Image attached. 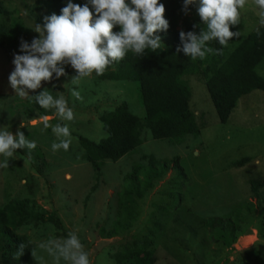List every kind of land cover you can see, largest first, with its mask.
<instances>
[{
    "label": "rangeland",
    "instance_id": "obj_1",
    "mask_svg": "<svg viewBox=\"0 0 264 264\" xmlns=\"http://www.w3.org/2000/svg\"><path fill=\"white\" fill-rule=\"evenodd\" d=\"M42 12L37 0H0V23H17L28 38L38 36L32 27L40 24L35 15ZM240 12V23L230 25V31H239L240 36L229 39L226 53L259 25L253 0H247ZM14 53L20 54L0 46V128L7 126L13 134L19 129L37 147L31 151L30 160L27 149H17L9 167L0 168V206L13 198H28L43 214V220L28 221L14 230L29 244V259L24 264H53L52 257L38 245L50 238L66 237L69 232L77 233L92 264H118L114 255L138 241H147L146 247H153L152 264H264V185L260 187V198L251 194L249 186L251 179L264 182V91L253 89L240 96L221 123L202 74L188 75V106L198 131L153 137L143 126L139 144L128 153L115 161L94 159L98 163L96 173L79 136L94 141L104 137L98 117L121 102L142 117L135 84L99 79L93 73L77 87L69 81L75 70L65 66L67 76L42 81L40 89L29 90V95L45 88L53 96L63 94L75 119L61 121L54 109H43L17 96L10 87ZM255 71L264 78V60ZM74 87L82 100L70 94L69 89ZM42 116L51 117V125L67 124L72 136L67 151L53 153L55 136L51 127L44 128ZM22 123L25 127L21 128ZM148 155L155 159L177 156L182 176L176 177L175 169H169L141 197L132 195L127 226L105 237L120 215L118 192L124 175L145 165ZM245 157L247 160L241 162ZM3 159L0 155V161ZM173 180L178 185H172V199L168 190ZM248 201L252 208L238 212V228L203 224L211 216L231 217L237 205ZM32 249L36 250V260Z\"/></svg>",
    "mask_w": 264,
    "mask_h": 264
},
{
    "label": "trees",
    "instance_id": "obj_2",
    "mask_svg": "<svg viewBox=\"0 0 264 264\" xmlns=\"http://www.w3.org/2000/svg\"><path fill=\"white\" fill-rule=\"evenodd\" d=\"M75 4L83 5L86 0H72ZM67 0H37V7L42 13L35 15L36 22L43 24L45 16L60 14V9L66 6ZM164 4L165 19L169 22L167 31H158L161 39V49L156 52L145 50L144 55L136 56L127 52L124 59L107 69L99 79L114 81H128L135 84L137 99L143 115L139 117L131 113L124 102L119 103L112 110L103 112L98 119L105 136L97 141L79 136V141L85 148L87 157L96 173L98 163L94 159H109L115 161L132 150L140 142L141 128L148 127L153 137H176L184 132H197L188 101L190 88L186 76L202 74L205 89L214 107L217 119L224 123L227 116L235 107L238 98L253 89L264 91V78L256 73L255 66L264 60V27L258 25L254 30L243 36L228 53L225 47L212 41L209 47L220 49L222 55L209 54L205 59L192 60L182 51L177 52L180 45L179 32L181 30L199 32L200 17L196 9L199 0L189 5L188 13L182 11L183 0H159ZM91 8V6H89ZM200 24V25H199ZM193 25L199 27L193 28ZM259 28L260 35L256 30ZM119 31V27L113 28ZM21 38L31 42L25 31L17 23H0V46L19 53ZM177 156L168 159H155L147 156V162L135 172L124 175L118 192L120 215L105 233V237L114 236L119 229H125L134 202L133 196L141 197L152 186L153 181L166 174L169 169H175L176 177L182 176V169L177 163ZM247 158H242L241 162ZM178 185L174 180L172 185ZM263 180L249 181L251 194L260 198L263 194L260 187ZM133 195V196H132ZM250 201L240 203L234 208L231 217L221 218L211 216L203 224L224 229L239 227L238 212L241 209H251ZM31 220H43L42 212L36 211L33 201L28 198H13L0 206V259L2 264H24L29 259V244L23 235L15 234L14 230L21 224ZM264 238V236H263ZM147 239H151L150 236ZM147 241L131 242L128 247L114 255L118 264H152L155 261L153 247H146ZM20 243H25L24 254L19 259L13 255Z\"/></svg>",
    "mask_w": 264,
    "mask_h": 264
},
{
    "label": "clouds",
    "instance_id": "obj_3",
    "mask_svg": "<svg viewBox=\"0 0 264 264\" xmlns=\"http://www.w3.org/2000/svg\"><path fill=\"white\" fill-rule=\"evenodd\" d=\"M194 2L183 0L182 11L187 14L189 5ZM253 2L258 23L264 27V0ZM246 3L247 0H199L196 12L200 24L205 27L193 25L194 29L199 27L198 33L181 30L179 40L182 47L178 46L176 51H182L192 60H203L209 54L222 55L220 49L208 45L216 41L222 48L227 47L230 38L240 36L239 31H230V25L240 23V10ZM164 13V4L159 0H86L83 5L67 0L59 15L45 16L43 24L33 25L32 30L38 36L30 43L21 38L20 54H13L14 69L8 77L9 85L17 96L34 101L43 109H54L61 121L71 122L75 113L63 94L53 96L45 88L36 95H29V90L40 89L42 81L51 82L53 78L67 76L65 66L75 70L69 81L78 87L93 73L102 75L110 65L123 60L129 51L136 56L144 55L145 50L156 52L161 49L162 42L155 33L169 28ZM116 26L119 31L114 32ZM256 33L260 35L259 28ZM69 91L77 100L83 99L75 87ZM50 119L49 116L41 117L44 128L51 127L55 136L51 150L53 153L61 149L67 151L72 143L69 127L61 123L51 125ZM20 127L25 125L22 123ZM36 147V142L29 140L19 129L13 134L7 126L0 128V155L4 157L0 168L9 167V160L17 149H27L30 160V153ZM27 247L25 243H20L13 258L19 259ZM38 247L52 257L53 264H61L62 261L63 264H92L89 252L76 232L42 241ZM31 255L34 260L37 259L35 249L31 250Z\"/></svg>",
    "mask_w": 264,
    "mask_h": 264
}]
</instances>
